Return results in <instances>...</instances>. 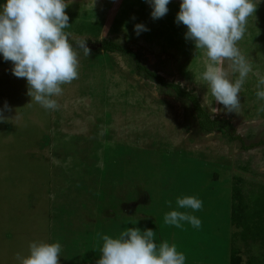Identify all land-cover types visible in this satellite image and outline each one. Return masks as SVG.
Returning a JSON list of instances; mask_svg holds the SVG:
<instances>
[{
  "label": "rangeland",
  "instance_id": "rangeland-1",
  "mask_svg": "<svg viewBox=\"0 0 264 264\" xmlns=\"http://www.w3.org/2000/svg\"><path fill=\"white\" fill-rule=\"evenodd\" d=\"M68 2L66 13L70 27L66 31L71 33L72 43L86 38L87 47L92 52L98 51L104 40L131 49L139 55L140 64L147 70L156 72L166 82L193 92L212 119L228 121L246 146L264 142V112L258 113V109L264 106V100L256 96L258 79L264 77V0H260L255 18H249L245 36L238 44L253 66V72L240 92L242 107L239 114L226 112L201 81V73L208 61L203 50H196L194 43L185 39L186 27L175 23L181 0H170L168 13L155 20L151 18L152 7L146 0ZM135 24H143L149 30L137 36L134 33ZM92 54L89 57L79 54L80 82L76 87L62 86L63 94L54 97L60 105L55 111L45 110L31 101L27 94V82L12 74L13 65L0 68V109L7 102L10 109L22 111L25 119L29 117L28 114L34 113L40 123V130H37L32 122L22 118L18 124L23 127L13 131L8 125L7 128L3 127L11 125V122H0V128L7 129L0 130V139L6 134L17 142L21 135L27 144L23 155H13L14 160L10 159L8 167L4 158L1 168L9 174L4 181L0 180V193L9 194L14 199L15 196L10 194L12 191L18 199V208L11 209L13 213L8 208L10 212H2L0 216V224L6 226L5 238L0 236V264H19L15 254L27 256L29 244L36 241L59 242L62 246L60 264H96L103 241L98 235L88 239L86 232L91 234L95 231L116 238L120 221L123 220L150 227L148 216L141 210L150 207L158 196L151 193L149 200H144L143 196L147 194L148 187L156 188L154 182L158 174L149 171L147 166L162 157H167L168 161H176L179 157L189 160L192 157L200 167L203 166L200 162H203L207 166L216 164L224 171L229 169L228 176H233L235 172L242 174V171L237 172L238 168L248 165L249 172L244 173L246 183L264 184V146L242 151L239 144L226 143L217 133L206 136L195 134L188 105L180 103L173 96L162 95L156 83L135 75L128 58L118 54ZM91 78L94 82L91 81L87 89L85 81ZM162 101L167 102L168 108L161 105ZM43 130L45 135L49 133V137L52 136L56 146L50 148L51 153H56L51 154L47 165H44L45 161L37 159L44 153L45 140L40 135ZM128 154L133 155L130 165L124 168L129 174V181L122 178V184L116 190H111L109 180L104 183L101 176L104 174L105 159L113 156L125 158ZM136 154L143 158L145 167V171L141 169L139 174L138 164L134 160ZM95 178L98 179L95 183L98 190L104 191L99 192L102 194L98 195L99 199L91 200L87 194ZM197 182H193L192 190H195ZM110 192L113 195H105ZM47 194L56 206L54 211H50L54 221L49 222V226L45 225L44 219L49 201L45 196ZM224 194L221 198H224ZM24 198L27 199L26 205L22 202ZM43 199L47 200L42 203H46L45 206L40 205L39 200ZM29 200L33 203L30 204ZM103 204L109 208L102 214ZM214 210L216 205L213 202L204 208L207 215ZM197 218L201 221L199 215ZM150 229L155 231L157 246L167 241L181 250L183 242L174 239L172 233L177 231V227L165 236L158 234L157 226L153 225ZM263 249L256 247L251 254L259 257L264 253ZM87 251L95 252L96 257ZM200 256V252H197L185 264H194L193 261Z\"/></svg>",
  "mask_w": 264,
  "mask_h": 264
},
{
  "label": "clouds",
  "instance_id": "clouds-1",
  "mask_svg": "<svg viewBox=\"0 0 264 264\" xmlns=\"http://www.w3.org/2000/svg\"><path fill=\"white\" fill-rule=\"evenodd\" d=\"M146 2L152 7L150 15L154 20L169 11L170 0ZM259 3L260 0H181L175 18V23L187 29L185 39L192 41L196 50H203L208 63L200 79L215 102L229 113L241 111L240 92L253 72L252 62L238 44L245 36L249 18H255ZM69 4L68 0H6L0 5V55L12 63L15 77L26 80L31 101L45 110H58L60 105L54 97L63 94V85L79 78V50L85 57L91 55L86 38L75 44L70 41L71 33L66 31L70 27L66 13ZM148 30L143 24L134 25L137 36ZM257 89V98L264 100V77H259ZM10 110L5 102L0 122L8 121L4 113ZM259 112H264V106ZM175 203L193 212L203 207V202L194 196L178 197ZM163 220L177 228L182 227L181 222L194 228L201 226V221L187 211H169ZM98 236L103 243L96 264H185V255L177 251L174 243L164 241L157 246L152 229L130 227L116 238ZM61 252L59 242L36 241L29 244L27 256L16 253L15 258L19 264H60Z\"/></svg>",
  "mask_w": 264,
  "mask_h": 264
},
{
  "label": "trees",
  "instance_id": "trees-1",
  "mask_svg": "<svg viewBox=\"0 0 264 264\" xmlns=\"http://www.w3.org/2000/svg\"><path fill=\"white\" fill-rule=\"evenodd\" d=\"M5 2L6 0H0V5H3ZM100 47L96 52H92L91 50V55H93L92 53H103L104 55L118 54L128 58L132 63L131 67L133 66L135 75L143 76L156 83L162 90L160 91L162 95L167 97L173 96L180 103L188 105L191 112L189 113L190 120L192 121L191 127L195 134L206 136L217 133L226 143L239 144L242 151H249L258 146H264V142L246 146L244 140L236 135L233 126L228 121L217 118L212 119L205 108L201 106L200 100L193 92L182 88L178 84L166 82L156 72L147 70L140 64L139 55L131 49L110 40L102 41ZM81 53L83 51L79 50V54ZM110 61L113 63L112 60ZM9 65H12V63L5 61L3 56L0 57V68ZM134 84L140 89L136 82ZM161 105L168 108V104L165 101H162ZM176 155L178 156V154ZM134 156H136L134 160L138 164L137 174H139V170L145 171L143 158L139 154ZM132 157L133 155L128 154L125 158L113 156L105 159L104 174L101 176L104 183L106 180H109L111 183L110 187H112L111 190H116L119 184H122V178L126 182L129 181V174L124 171V168L130 165ZM200 163L203 166L197 165L192 160V157L189 160L179 157L176 161H168L167 157H162L157 161L150 162V166H147L148 170L158 174L157 180L154 182L156 183V188L148 187V192L143 196V199L149 200L148 197L151 193L156 194L158 199L152 201L150 207L141 210L148 216L150 227L153 225L157 226L159 230L158 234H161V236L168 235L171 233V229L173 231L175 226L164 223L163 217L167 213L165 210L168 212L172 210L191 211L192 215L194 214L196 217L199 215L201 217V226L194 228L190 223L182 222V227L172 232L174 239L183 242L181 250L177 251L182 252L186 260L192 255L195 256L197 252H200L201 256L196 261H193L194 264L198 262H202V264H264V253L260 254L261 256L259 257L251 254L256 247L264 248V184L251 181L246 183L247 179L244 173L249 172L248 165L238 168L239 171L237 170V172L242 171V174H236L235 172L233 176H228L227 172H229V169L224 171L216 164L207 166L203 162ZM130 177L133 176L130 175ZM96 180L98 179L95 178L94 183L90 184L91 188L87 194L91 196L89 198L91 200H97L98 195L102 196L99 192L104 191L98 190V186L95 184L97 183ZM196 180L198 182L195 190H192L194 188L193 182ZM222 187H225L223 189L224 192H222ZM223 193H225L224 198H221ZM105 195H113V192L105 193ZM138 196L139 193H137L136 197L138 198ZM184 196H194L200 199L203 202L202 210L193 212L191 209L178 208L175 201L178 197ZM78 198L79 196L74 197V200ZM252 199L255 201H252ZM211 202L216 205V210L211 215H207L204 208L206 205H210ZM102 206L104 210H101V212L103 214L105 210H108L109 206L105 207L104 204ZM58 211L61 212V210ZM130 227H138L141 231L150 229L147 225H135L131 222L126 223L123 220L120 221L117 237L121 231ZM85 234L88 236V239H91L94 235H98V232L94 231L90 234L88 231ZM102 235H105V233H102ZM204 244L207 246L203 247ZM94 249L99 254V251L96 248ZM87 252L89 255L96 257L95 252Z\"/></svg>",
  "mask_w": 264,
  "mask_h": 264
},
{
  "label": "crops",
  "instance_id": "crops-1",
  "mask_svg": "<svg viewBox=\"0 0 264 264\" xmlns=\"http://www.w3.org/2000/svg\"><path fill=\"white\" fill-rule=\"evenodd\" d=\"M91 81L94 82V80L92 78L90 80L85 81L87 89H88V87H90ZM78 82H80V72H79V78L74 80L71 84H67V87H70V86L76 87L78 85ZM87 94H88V92H87ZM85 97H86V94L83 96V98H85ZM95 109H97V108H95ZM71 112L75 114L74 110H72ZM21 113H22V111H15L14 108L11 109L10 111H7V113L5 112L4 115L8 117V121L11 122V125L6 124L3 127L7 128L6 126L8 125L10 130L17 131V129H16L17 127H23L21 124H18V122H20L23 118L26 121H30V123L32 122L33 123L32 126L36 129L38 128L37 130H40V123L37 120V117L34 113L28 114L29 117L26 116V119H25V116H23ZM4 128H0V130L1 131H7V129H4ZM45 134L46 133H44V130H43V132L42 131L40 132V135H42V137L45 140V142H43V152L44 153H43V156L41 155V156L37 157V159H38V161H40V160H42V162L45 161L44 165H47L46 161H48V160L50 161L51 154H52V156L55 155L56 151L51 153L50 148L54 145L53 144L54 139H52V136L49 137V133L47 135H45ZM14 141H15V139H11L6 134L2 137V139H0V180H2V181L7 179L8 178L7 175L9 174L7 172H4V170L3 171L1 170V168L4 164V158L6 159V166H7L8 162H11V160L12 161L14 160L13 155L20 157L21 155L24 154V150L26 149L25 148L27 145L26 140L21 139V135L19 136V140L17 142H14ZM32 144H33V142H32ZM32 144H30V145H32ZM37 159H33V161L37 160ZM50 165H51V163H50ZM30 167H34V165H30ZM50 170H51V166H50ZM11 190H13V189H11ZM10 194H13L15 196L14 199H12V196H9V194L3 195L2 193H0V216H1V214H3L2 212H4V213L6 211L10 212L9 209L13 210L14 208H18V199H17L16 195L12 191H10ZM45 196L46 197L48 196L49 201L51 199V203L49 201L47 202V204L45 203L46 204V207H45L46 217L44 218L46 220L45 225L49 226V222H51V217H52V215H50V211L51 210L54 211L56 206H55V202L52 201V198L50 197V199H49L48 194ZM41 197L42 196H39V198H41ZM39 201H41L40 205L45 206V204H42V203H44V201H47V200L43 199V200H39ZM22 202L24 205H26L27 199L26 198L22 199ZM29 202H30V200H29ZM8 203H9V206L7 207ZM32 203H33V201L30 202V204H32ZM2 208L6 209V210L2 211ZM22 211H23V209H22ZM12 213H13V211H12ZM5 231H6V226H2L0 224V236H3L5 238V233H6ZM6 237L8 238V235H6Z\"/></svg>",
  "mask_w": 264,
  "mask_h": 264
}]
</instances>
